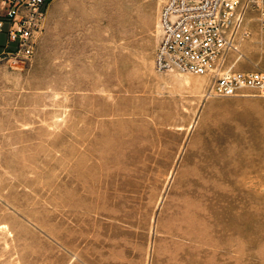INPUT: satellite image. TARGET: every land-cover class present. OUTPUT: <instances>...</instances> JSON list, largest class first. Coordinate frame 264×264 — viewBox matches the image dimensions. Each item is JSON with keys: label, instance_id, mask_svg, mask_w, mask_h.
<instances>
[{"label": "rangeland", "instance_id": "rangeland-1", "mask_svg": "<svg viewBox=\"0 0 264 264\" xmlns=\"http://www.w3.org/2000/svg\"><path fill=\"white\" fill-rule=\"evenodd\" d=\"M165 1L54 0L0 56V264H264V95L158 70Z\"/></svg>", "mask_w": 264, "mask_h": 264}, {"label": "built area", "instance_id": "built-area-1", "mask_svg": "<svg viewBox=\"0 0 264 264\" xmlns=\"http://www.w3.org/2000/svg\"><path fill=\"white\" fill-rule=\"evenodd\" d=\"M53 1L0 0V32L6 28L15 43L3 54L21 60L33 56ZM251 12L264 33V0H166L159 17L157 69L210 75V94L238 95L250 88L264 95L263 69L225 70L230 55L240 58L243 41L252 35Z\"/></svg>", "mask_w": 264, "mask_h": 264}, {"label": "crops", "instance_id": "crops-1", "mask_svg": "<svg viewBox=\"0 0 264 264\" xmlns=\"http://www.w3.org/2000/svg\"><path fill=\"white\" fill-rule=\"evenodd\" d=\"M7 27V25H6ZM15 43L10 42L8 39V34L6 32V28L3 32H0V56L6 51L7 49H10L14 47Z\"/></svg>", "mask_w": 264, "mask_h": 264}]
</instances>
